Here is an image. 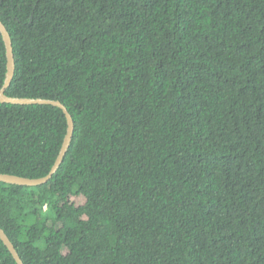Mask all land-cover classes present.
Listing matches in <instances>:
<instances>
[{
  "label": "trees",
  "instance_id": "obj_1",
  "mask_svg": "<svg viewBox=\"0 0 264 264\" xmlns=\"http://www.w3.org/2000/svg\"><path fill=\"white\" fill-rule=\"evenodd\" d=\"M0 21L5 94L74 122L51 179L0 182L23 264H264V0H0ZM66 130L0 102V173L46 176Z\"/></svg>",
  "mask_w": 264,
  "mask_h": 264
},
{
  "label": "water",
  "instance_id": "obj_2",
  "mask_svg": "<svg viewBox=\"0 0 264 264\" xmlns=\"http://www.w3.org/2000/svg\"><path fill=\"white\" fill-rule=\"evenodd\" d=\"M0 33L2 35V39L6 47V55H7V71H6L4 83L2 87L0 88V102L9 103V104H20V105H31V104L54 105V106L61 108L66 116V120H67L66 134L62 142V146L60 148L58 156L51 170L46 176L41 177V178H27V177H22V176L0 173V182L6 183V184H14V185L30 186V187L39 186V185L46 183L49 179H51L53 174H55V172L59 168L71 143L74 122H73L71 114L68 112L67 108L60 101L48 100V99H42V98L10 97L5 94V90L11 84V81L14 76L15 62H14V55H13V50H12L10 34L8 33L6 27L1 21H0ZM0 238L3 241V243L6 245V247L9 249V251L11 252L16 262L18 264H23L21 258L18 255L17 250L15 249L14 245L9 240L8 236L5 234V232L3 231L1 227H0Z\"/></svg>",
  "mask_w": 264,
  "mask_h": 264
},
{
  "label": "rangeland",
  "instance_id": "obj_3",
  "mask_svg": "<svg viewBox=\"0 0 264 264\" xmlns=\"http://www.w3.org/2000/svg\"><path fill=\"white\" fill-rule=\"evenodd\" d=\"M41 245H42V243H39V244H38V246H41Z\"/></svg>",
  "mask_w": 264,
  "mask_h": 264
}]
</instances>
